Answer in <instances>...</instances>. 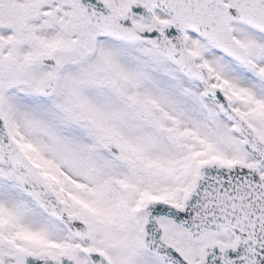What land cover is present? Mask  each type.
Listing matches in <instances>:
<instances>
[{
  "label": "snow or ice",
  "instance_id": "6c2138e0",
  "mask_svg": "<svg viewBox=\"0 0 264 264\" xmlns=\"http://www.w3.org/2000/svg\"><path fill=\"white\" fill-rule=\"evenodd\" d=\"M0 264H264V0H0Z\"/></svg>",
  "mask_w": 264,
  "mask_h": 264
}]
</instances>
